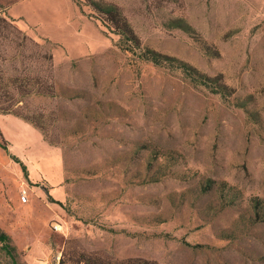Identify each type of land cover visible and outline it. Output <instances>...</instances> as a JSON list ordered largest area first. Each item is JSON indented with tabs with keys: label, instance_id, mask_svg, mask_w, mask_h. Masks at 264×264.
I'll return each instance as SVG.
<instances>
[{
	"label": "rangeland",
	"instance_id": "obj_1",
	"mask_svg": "<svg viewBox=\"0 0 264 264\" xmlns=\"http://www.w3.org/2000/svg\"><path fill=\"white\" fill-rule=\"evenodd\" d=\"M108 1L144 46L231 95L121 49L76 0H0L52 52L56 92L18 104L47 113L57 143L0 113V230L15 262L264 264V0ZM18 54L0 67L26 73ZM0 264H14L2 242Z\"/></svg>",
	"mask_w": 264,
	"mask_h": 264
},
{
	"label": "trees",
	"instance_id": "obj_2",
	"mask_svg": "<svg viewBox=\"0 0 264 264\" xmlns=\"http://www.w3.org/2000/svg\"><path fill=\"white\" fill-rule=\"evenodd\" d=\"M76 4L88 6L90 8L89 15L99 19L103 26L118 36L116 44L121 49L137 54L156 64L169 65L180 69L184 76L193 84L205 86L212 92L219 93L223 98L229 99L231 94L227 91L228 88L222 80L215 84L216 81L214 82L210 76L199 72L187 62L144 46L120 5L108 0H76ZM40 46V43L21 29L13 18L0 13V60H12L19 53L18 56L26 57L31 63L28 66V71L24 74H9L4 68L0 67V113H12L32 123L42 131L50 144H54L58 141L47 134L48 114L41 110H34L27 105L18 104V102L23 101L25 96L37 94L54 96L56 93L53 76V54L49 48H42V46L40 48ZM7 49H13L17 53L8 56L5 54ZM25 50H30V52L25 53ZM36 59H39L44 65V67L42 66V71L37 69ZM1 145L6 149L5 143ZM6 150L8 151V149ZM14 157L16 158V156ZM18 161L20 162V160ZM20 163L22 164V162ZM260 205V208H264V199H255L254 207L257 209ZM257 213L259 214L260 212ZM262 219L264 220V211ZM0 242H2L3 248L12 256L13 263L17 264L11 252L13 247L10 244V237L1 230ZM84 260L86 262L90 261L89 259ZM123 263L150 264L147 260L140 258H130L123 261ZM91 264L109 263L94 261Z\"/></svg>",
	"mask_w": 264,
	"mask_h": 264
},
{
	"label": "built area",
	"instance_id": "obj_3",
	"mask_svg": "<svg viewBox=\"0 0 264 264\" xmlns=\"http://www.w3.org/2000/svg\"><path fill=\"white\" fill-rule=\"evenodd\" d=\"M25 200V199H24Z\"/></svg>",
	"mask_w": 264,
	"mask_h": 264
}]
</instances>
